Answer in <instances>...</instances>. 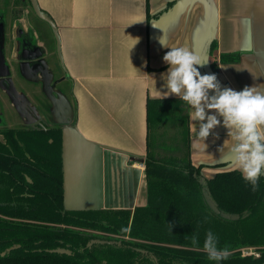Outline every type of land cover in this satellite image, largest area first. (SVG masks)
<instances>
[{
    "label": "crops",
    "instance_id": "1",
    "mask_svg": "<svg viewBox=\"0 0 264 264\" xmlns=\"http://www.w3.org/2000/svg\"><path fill=\"white\" fill-rule=\"evenodd\" d=\"M37 1L56 24L60 38L63 75L56 74L54 83L65 92L59 93L61 107L58 116L50 114L48 126L63 128L68 210L133 211L147 204L145 158L148 152L156 157L177 155L161 153L162 127L172 125L180 135L178 119L150 127L148 122L149 99H180L166 89L168 65L162 57L170 47H185L206 62L197 66L201 75L214 73L211 65L216 63L214 74L222 88L264 87V0ZM36 18L29 0H0V125L7 119L12 97L4 82L9 81L12 89L17 80L35 84L38 72H43L40 58L36 63L35 58L23 60L17 54L18 35L35 32L41 20ZM39 30L46 41L36 46L47 49L49 37ZM161 36L169 48L159 43ZM211 42L216 45L212 53ZM221 54H239V60L223 63ZM43 63L54 77L55 71L44 59ZM17 106L18 116L28 122ZM182 109L189 116L186 102ZM198 127L199 122L189 118L190 161L200 167L202 178L240 172L233 164L231 140L223 124L206 139L197 136ZM181 145L183 152V141Z\"/></svg>",
    "mask_w": 264,
    "mask_h": 264
},
{
    "label": "trees",
    "instance_id": "2",
    "mask_svg": "<svg viewBox=\"0 0 264 264\" xmlns=\"http://www.w3.org/2000/svg\"><path fill=\"white\" fill-rule=\"evenodd\" d=\"M215 49L211 42L209 51ZM238 60L220 55L223 63ZM184 105L148 101L149 127L178 119L186 149L174 157L148 152L147 204L133 211L65 208L62 126L0 129V264H217L202 247L207 230L230 251L219 264H264V175L255 192L237 170L203 179L190 161ZM245 247L260 256H243ZM58 248L72 254L50 252Z\"/></svg>",
    "mask_w": 264,
    "mask_h": 264
},
{
    "label": "clouds",
    "instance_id": "3",
    "mask_svg": "<svg viewBox=\"0 0 264 264\" xmlns=\"http://www.w3.org/2000/svg\"><path fill=\"white\" fill-rule=\"evenodd\" d=\"M159 43L169 48L162 36ZM162 59L168 65L167 93L178 95L190 106L189 118L199 122L197 136L206 139L222 123L231 140L234 166L240 170L242 179L251 190L257 191L258 179L264 175V87L253 84L239 91L222 88L214 73L201 75L197 66L203 67L206 62L185 47H170ZM124 163L122 160L121 167ZM203 219L207 221V217ZM122 230L127 231L126 228ZM191 243L199 246L197 235H192ZM217 245V236L207 230L203 250L209 260L219 264L229 257L230 251Z\"/></svg>",
    "mask_w": 264,
    "mask_h": 264
},
{
    "label": "rangeland",
    "instance_id": "4",
    "mask_svg": "<svg viewBox=\"0 0 264 264\" xmlns=\"http://www.w3.org/2000/svg\"><path fill=\"white\" fill-rule=\"evenodd\" d=\"M34 15V14H33ZM35 17V16H34ZM38 19V18H36ZM38 21V29L33 32V29H30L25 33V35H18V41H17V54L18 58L24 60V54L27 53L26 50V44H31L33 43L34 45H41V41L44 42L43 34L41 33V30L49 37V49L42 50L43 56L40 58L41 64L43 65V72H38V81L34 82L35 84H28L25 80L24 81H16L15 83L12 80V84L17 86L16 88L11 87V94L12 97L9 99L7 103V112H6V117L4 119V125H0L1 127H7V128H23V127H34L37 126L39 123H43L44 125L51 124L52 119L51 115H56L58 116V111L61 107V104L59 103V100L61 97L59 96V93L64 94L65 90L61 87L60 84L57 83V81L54 83V79H56V74L58 76L63 75V65L61 63L58 51H57V42L56 38L54 36V33L50 26L46 23L43 22L42 20H37ZM18 27L20 28V23L17 24ZM2 27V26H1ZM41 40V41H40ZM25 43V45H24ZM24 47L26 49H24ZM44 47H46L44 45ZM49 51V52H48ZM52 51V53H51ZM43 59L45 60L46 63L55 71L54 77L49 74V72L46 70V65L43 63ZM36 63L39 62V58L35 61ZM41 76V77H40ZM11 78V76H10ZM52 79V82L49 83V80ZM31 81V80H29ZM32 82V81H31ZM33 83V82H32ZM66 87L67 84L63 83ZM33 85V87H32ZM12 98L17 101V106L15 102L13 101ZM2 104H0V107ZM19 109L21 106V110H23V113L25 115L30 116L28 117L29 120L28 122L25 121V118L18 116V111L16 109ZM53 107V108H52ZM55 107V110L53 111ZM44 113H46V117L43 116ZM23 114V115H24ZM51 114V115H50ZM0 115H2L0 113ZM4 116V115H3ZM32 116H35L36 118H31ZM2 118V116H0ZM179 128V132H180ZM161 136L159 138V142L163 143L164 150L168 151L167 153L162 149L161 153L166 156L168 154H172V151H175V153L179 156H181L182 153V145H181V135H177V129L173 128L172 125H166L161 128ZM154 140V139H153ZM155 142V140H154ZM168 149V150H167ZM91 232V231H89ZM247 248V247H245Z\"/></svg>",
    "mask_w": 264,
    "mask_h": 264
},
{
    "label": "water",
    "instance_id": "5",
    "mask_svg": "<svg viewBox=\"0 0 264 264\" xmlns=\"http://www.w3.org/2000/svg\"><path fill=\"white\" fill-rule=\"evenodd\" d=\"M29 2L31 4V7H32L35 15L39 19H41L42 21L46 22L50 26V28L52 29V31L54 33V36L56 38V42H57V51H58L60 60L62 61L61 51H60V38H59V34H58V30H57L56 24L51 19V17L45 11H43L40 8L37 0H29ZM26 51L28 52V50H26ZM34 53H35V55L33 57H27V53H26V54H24V58H35V59L41 58L42 57V54H43V52L41 50V47H36V51ZM213 206L214 205H212V207ZM14 248H16V247H12L11 249H14ZM11 249H9V251ZM50 252H52V253H59V254H67V255H71L72 254V252L70 250H68V249H62V248L53 249V250H50Z\"/></svg>",
    "mask_w": 264,
    "mask_h": 264
},
{
    "label": "flooded vegetation",
    "instance_id": "6",
    "mask_svg": "<svg viewBox=\"0 0 264 264\" xmlns=\"http://www.w3.org/2000/svg\"><path fill=\"white\" fill-rule=\"evenodd\" d=\"M23 35H25V33H23L22 36ZM24 45H25V43H24ZM25 47L28 48L27 57H33L35 55L34 52L36 51V47H38V46L34 45L33 43L31 44V42H29V44H26ZM25 47H24V49H26ZM4 84L6 85V88H8V90L11 89V85H10V82L9 81L4 82ZM19 109L21 110V106L19 107ZM21 111H23V110H21ZM43 116L46 117V113H44ZM28 117H30V116H28ZM31 118H36V117L35 116H32Z\"/></svg>",
    "mask_w": 264,
    "mask_h": 264
},
{
    "label": "built area",
    "instance_id": "7",
    "mask_svg": "<svg viewBox=\"0 0 264 264\" xmlns=\"http://www.w3.org/2000/svg\"><path fill=\"white\" fill-rule=\"evenodd\" d=\"M241 252L243 256H250V255L255 256V257L260 256L256 248H253V247L242 248Z\"/></svg>",
    "mask_w": 264,
    "mask_h": 264
}]
</instances>
